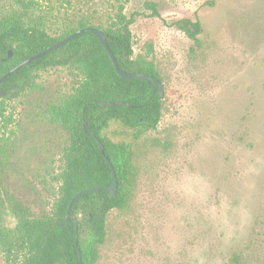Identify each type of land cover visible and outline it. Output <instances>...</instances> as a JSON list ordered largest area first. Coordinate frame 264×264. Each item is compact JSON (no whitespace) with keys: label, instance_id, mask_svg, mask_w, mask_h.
I'll return each instance as SVG.
<instances>
[{"label":"rangeland","instance_id":"rangeland-1","mask_svg":"<svg viewBox=\"0 0 264 264\" xmlns=\"http://www.w3.org/2000/svg\"><path fill=\"white\" fill-rule=\"evenodd\" d=\"M38 1L53 29L72 13L102 23L118 5ZM145 1L120 0L127 16L136 12L134 55L161 77V118L137 138L119 121L102 131L131 144L138 175L126 207L107 215L95 264H264V0H150L159 16ZM180 18L199 19L197 46L171 23ZM37 73L6 98L10 119L0 123V180L36 213L55 196L63 144L45 107L71 90L75 70Z\"/></svg>","mask_w":264,"mask_h":264},{"label":"trees","instance_id":"trees-1","mask_svg":"<svg viewBox=\"0 0 264 264\" xmlns=\"http://www.w3.org/2000/svg\"><path fill=\"white\" fill-rule=\"evenodd\" d=\"M4 1L0 7V77L71 32L93 26L106 33L107 44L121 69L161 80L151 60L134 55L130 24L136 12L127 16L120 0H116L114 12L107 13L102 23L92 24L89 14L72 13L59 17L63 24L55 29L38 0ZM144 6L151 10V15L159 16L155 2L147 0ZM171 23L194 46L199 44L198 34L202 30L199 19L180 18ZM8 50L12 51L11 56ZM56 66L75 70V80L69 92L49 101L45 107L49 122L63 133L60 164L50 174L55 196L48 210L36 213L0 180V252L5 264H80V258L81 264H95L106 238L107 215L112 209L126 207L138 175L131 144L112 141L102 131L110 121H119L132 129L137 138L155 128L161 118L163 98L154 83L119 76L95 34L85 31L4 78L0 85L5 90L0 97V123L10 119L6 114V98L32 87L39 70ZM98 100L120 105L104 106ZM99 142L104 145L115 176L105 162ZM115 178L117 190L110 196L103 187L112 184ZM94 186L102 188L81 193L72 202L67 221L72 196ZM8 214L16 220L14 227L6 225Z\"/></svg>","mask_w":264,"mask_h":264},{"label":"water","instance_id":"water-1","mask_svg":"<svg viewBox=\"0 0 264 264\" xmlns=\"http://www.w3.org/2000/svg\"><path fill=\"white\" fill-rule=\"evenodd\" d=\"M85 31H89L92 32L93 34H95V36L98 38V40L100 41V43L102 44V46L104 47V49L106 50L107 54L109 55L112 64L114 66L115 71L117 72V74L121 77L124 78H139V79H143L147 82H153L154 83V88L155 90L158 92L159 96H163V85L160 79L147 75L145 73H141V72H133V71H127V70H123L119 67L118 62L114 56V54L112 53L111 49L109 48L108 44H107V35L105 32H103L101 29H98L96 27L93 26H86L83 28H79L77 30H75L74 32H71L70 34H68L67 36H65L64 38H61L60 40H58L57 42H55L54 44H52L51 46H49L48 48L27 57L26 59H24L23 61H21L20 63H18L17 65H15L11 70H9L8 72H6L3 76L0 77V85L1 82L4 80V78L9 75L12 71H15L17 69H19L22 66L27 65L29 62H31L32 60L36 59L37 57H40L41 55L52 51L53 49L63 45L64 43H66L67 41H69L70 39L74 38L75 36H77L78 34H81ZM8 56L12 55V51L8 50ZM5 95V90L4 89H0V97ZM98 103L104 106H119L120 103L119 102H110V101H106V100H98ZM86 124L85 122H83V127L85 128ZM99 147H100V151L102 152V154L104 155V159L105 162L110 166L111 170H112V175L115 176V171L112 165V162L110 161V159L105 155L104 153V145L99 142ZM117 186H118V181L115 178L114 182L110 185L104 186L103 188H106L109 190V195L112 196L116 190H117ZM102 187L100 186H94V187H89V188H85L83 190H80L79 192H77L76 194H74L72 196V198L70 199L69 203H68V207H67V221L69 219L70 216V208L72 205V202L83 192H87V191H92V190H96V189H100ZM75 223V231H77L76 228V220H74ZM75 241H77V236L75 237ZM80 255V253H79ZM80 264H81V258H80Z\"/></svg>","mask_w":264,"mask_h":264}]
</instances>
